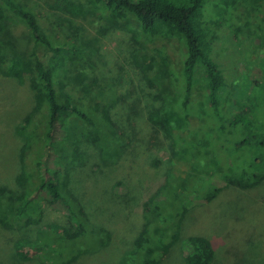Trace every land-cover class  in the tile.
Returning <instances> with one entry per match:
<instances>
[{"label":"rangeland","instance_id":"obj_1","mask_svg":"<svg viewBox=\"0 0 264 264\" xmlns=\"http://www.w3.org/2000/svg\"><path fill=\"white\" fill-rule=\"evenodd\" d=\"M19 1L35 12L45 33L61 41L71 34L85 52L87 61L68 59L65 84H62V75L58 74L57 89L68 91L75 101L84 102L88 107L93 105L94 114H99L95 103L109 102L116 126L124 134V143L128 138L132 143L123 144L125 148L119 147L113 158L104 159L90 138L94 127L79 116L69 117L64 127L70 128V136L63 140L64 149L58 150L62 154L56 155L55 151L52 155V160L58 156L56 160L60 162L53 163L52 174L46 176L53 183L61 184L70 199L78 200L79 203H75L84 209L87 223L84 222V229H77L78 225L71 221L66 205L42 192L43 209L39 224L32 221L21 225L12 220L13 226L10 227L0 221V264H37V261H20L14 255L13 245L18 237L29 235L35 238L47 223L62 227V241L69 251L78 247L87 250L74 264H126V260L127 264H132L128 253L147 218L158 220L155 223L157 235L172 232V223L165 224L157 214L161 209L159 203L164 200L158 189L175 165L171 142L163 129L159 127L158 131L148 121L144 109H160L168 94L173 97L179 94L177 88L169 83L170 73L160 62L161 56L156 50L160 49L166 55L164 60L178 71L186 53L184 41L178 38L157 41L141 35L140 25L134 17L117 21L112 20L109 14L100 16V12L92 16L72 17L57 8L63 0ZM81 1L89 5V0ZM98 1L103 3L105 0ZM239 3L237 13L217 27L214 45L215 58L230 79L241 63L235 50L249 37V29L245 25L250 19L248 17L254 21L256 16L264 18V7L252 14V11H246L249 6L245 8L244 0ZM4 9L5 16L0 20L5 25L0 31V54L8 59L18 53L30 52L34 44L31 29L13 10ZM242 13L243 16L239 15ZM235 22L245 29L240 35L231 26ZM146 52L157 55L159 64L149 72L157 73L155 75L160 76L165 85L163 92L168 94L160 100L154 97V92L145 82ZM38 53L48 63L51 53L41 45ZM6 64L5 61L0 71V216L12 219L22 203L19 197L38 185L39 176L44 181L46 177L35 162L40 144L35 139L28 142L17 129L26 115L34 111V91L30 80L20 82L5 76L2 71ZM201 88V85L194 88L192 99L197 104L203 100L204 92L199 94ZM125 94L128 97L125 98ZM137 95L143 99L136 107L139 115L132 109ZM44 113L39 111L35 118L42 119ZM76 147L85 155L83 163H75L70 158L72 149ZM156 159L162 162L158 166L154 164ZM185 166L180 162L174 168L180 171L185 170ZM24 172L29 180L23 185L19 179ZM185 205L188 206L182 227L183 237L172 247L162 264H189L185 259L188 249L183 240L187 234L198 232L209 235L215 244L217 252L213 264H264V181L248 192L226 188L209 203L192 196ZM35 217L40 219L38 214ZM83 230L91 235L84 238ZM153 243L146 252L156 248L157 241Z\"/></svg>","mask_w":264,"mask_h":264},{"label":"trees","instance_id":"obj_2","mask_svg":"<svg viewBox=\"0 0 264 264\" xmlns=\"http://www.w3.org/2000/svg\"><path fill=\"white\" fill-rule=\"evenodd\" d=\"M239 2L105 0L99 3L98 0H89L87 5L81 0H63L57 5V8L72 17L92 16L97 12H100V16L109 14L112 20L117 21L134 17L140 25L141 35L157 41L182 39L186 47L178 71L164 60L166 55L160 49L156 50L161 56L160 62L165 64L170 73L169 83L179 92L176 97L164 93L165 85L160 76L149 72L159 64L156 53L146 52L144 57V78L149 89L154 92V97L160 100L164 94H168V99L163 101L160 109L147 111L145 108L144 112L148 121L158 131L163 129L170 140L175 165L182 162L186 169L177 171L174 165L168 172L166 182L158 189L164 200L159 203L161 209L157 210V214L165 224L172 223V232L157 235L155 223L158 220L147 218L134 241L133 249L128 253L132 264L163 263L172 247L183 237L182 227L188 206L185 202H190L192 196L209 203L226 188L248 192L264 181V18L256 16L254 21L251 16L248 17L250 19L245 25L249 29V37L235 50L241 63L232 79L215 58L217 27L237 13ZM243 4L245 8L249 6L246 11L256 14L263 9L264 0H244ZM4 7L18 14L33 36L34 44L30 52L18 53L8 59L0 54V71L6 61L2 71L5 76L20 82L30 80L35 95L34 111L26 115L17 129L28 142L35 139L40 144L35 162L43 171L46 181L39 176L38 185L19 197L22 203L17 207L15 217L9 219L0 216V221L10 227L13 226L12 220L21 225L32 221L39 224L43 209L42 192H46L66 205L71 221L78 225L77 229H84L88 217L83 208L77 207L78 200L74 197L70 199L61 184L53 183L46 176L52 174L53 163L60 162L56 160L58 156L52 160V155L55 151L56 155L62 154L58 150L64 149L63 140L70 136V128L64 127L67 119L79 116L94 127L90 138L99 147L100 157L104 159L113 158L119 147L124 149L125 145H122L132 143V140L128 138L124 143V134L116 126L109 102L95 103L99 114H94L93 105L88 107L84 102L75 101L68 91L57 89L58 74L62 75V84H65L70 57L87 61L84 50L75 43V37L67 34L65 41L52 38L44 32L29 5L19 0H0V20L5 16ZM239 15L243 16V13ZM231 26L238 35L245 31L240 23L235 22ZM4 28V23L0 21V31ZM40 45L51 53L48 63L38 53ZM199 85L202 87L199 94L204 92L201 104L192 99L194 88ZM124 96L128 97L126 94ZM142 101L140 95L135 97L132 109L136 115H139L137 108ZM151 104L154 105L153 100ZM39 111L45 113L42 119L37 120L35 117ZM70 158L75 163H83L85 155L76 147L72 149ZM161 163L159 159L154 161L156 166ZM28 180L24 172L19 182L24 185ZM35 214L40 215V219ZM61 229L59 225L47 223L35 238L29 235L18 237L13 245L15 257L20 261H37V264H74L87 250L78 247L69 251L62 241L64 231ZM81 234L84 238L91 235L86 230ZM155 240L156 248L146 252L149 247L152 248ZM183 243L188 249L185 259L189 264H213L217 251L209 235L199 232L187 234Z\"/></svg>","mask_w":264,"mask_h":264}]
</instances>
